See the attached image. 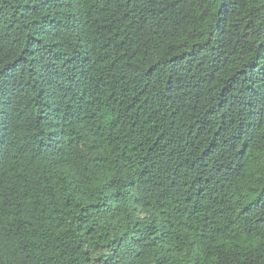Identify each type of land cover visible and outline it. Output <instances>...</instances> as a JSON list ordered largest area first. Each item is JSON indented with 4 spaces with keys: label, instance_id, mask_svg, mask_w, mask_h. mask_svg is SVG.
<instances>
[{
    "label": "trees",
    "instance_id": "obj_1",
    "mask_svg": "<svg viewBox=\"0 0 264 264\" xmlns=\"http://www.w3.org/2000/svg\"><path fill=\"white\" fill-rule=\"evenodd\" d=\"M0 264H264V0H0Z\"/></svg>",
    "mask_w": 264,
    "mask_h": 264
}]
</instances>
